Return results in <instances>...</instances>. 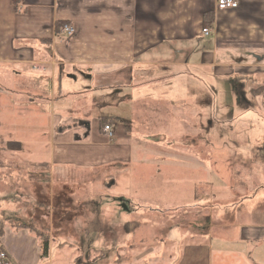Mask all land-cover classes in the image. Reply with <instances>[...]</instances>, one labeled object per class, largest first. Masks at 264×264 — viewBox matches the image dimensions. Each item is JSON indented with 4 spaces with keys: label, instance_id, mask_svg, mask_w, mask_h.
Listing matches in <instances>:
<instances>
[{
    "label": "crops",
    "instance_id": "obj_1",
    "mask_svg": "<svg viewBox=\"0 0 264 264\" xmlns=\"http://www.w3.org/2000/svg\"><path fill=\"white\" fill-rule=\"evenodd\" d=\"M61 21L74 28L71 38L56 34ZM227 81L238 99L233 120L244 119V129L258 127L264 119V0H239L228 11H217L216 0H0V177L9 192L0 200L7 224L2 264H76L75 244L64 245L59 232L71 227L77 240L100 207L115 210L124 226H138L142 209L150 216L154 203L163 206L162 216L190 207L209 211L207 224L194 225L198 236L168 221V245L155 250L166 261L264 264V170L259 186L234 194L228 204L219 169L207 174L199 165L204 131L207 147L212 128H220L216 106L225 101ZM203 91L211 94L208 106ZM100 119L108 121L112 139ZM257 140L256 152L264 134ZM230 175L233 188L235 179L256 173ZM94 179L102 182L106 202H66V187L92 186ZM153 179L168 183L164 196L146 191ZM31 187L33 198H25ZM39 191L49 199L39 202ZM189 197L197 203L187 204ZM13 223L48 226L47 256L41 257L40 236Z\"/></svg>",
    "mask_w": 264,
    "mask_h": 264
},
{
    "label": "rangeland",
    "instance_id": "obj_2",
    "mask_svg": "<svg viewBox=\"0 0 264 264\" xmlns=\"http://www.w3.org/2000/svg\"><path fill=\"white\" fill-rule=\"evenodd\" d=\"M64 38L66 39L67 37ZM64 38L62 37L61 39L64 40ZM63 70L64 79L67 80V68L65 67ZM235 80V78H232V81ZM205 86L207 90L211 91L210 93L214 92V94L216 95V89H212L210 84L205 83ZM232 87L233 84L231 82L227 81L226 83H222L225 101H223L222 106H216V123L220 128H212V130L210 131L211 145L207 147H205V143L203 142V140L206 138V131H204L205 136L201 141V150L204 148V152L200 153L202 159H200L199 162V165L208 171L206 172L207 174L210 173L209 171H211V173H214L213 169L216 168L217 170L219 169L221 175L224 176V178L220 179V182L223 186H225L224 190H226L228 193L229 198L226 200L228 204L231 203L228 200L230 199V197H234V194H244L246 190L248 191L247 193L250 194L253 191V188L259 186L263 182V179L259 178L257 175L264 170V165L261 164L257 159V154H261V152H256L257 150H255V148L258 147L257 145L259 143L257 137L259 136V134H264V119L260 122V125L258 127L254 124L251 129H244V127L239 126V123L242 125L244 119H240L239 123L233 120V108L237 109L236 104L238 103V99L237 97L236 99L231 97V90H233ZM190 89V91H196V89L193 87H191ZM198 92L201 93L202 91L200 90L193 93L194 95H197ZM203 93L204 99L202 101V105L208 106L212 102L211 94L204 91ZM262 101L264 105L263 97ZM245 104L246 102H243L242 104H240V106L244 108ZM240 106L238 108H241ZM252 107L256 108L255 105H252ZM163 149L165 148L163 147ZM214 151L215 155L212 154L214 153ZM210 153L214 157L216 156L215 160H213L212 162H210L209 160L210 158L208 154ZM2 155L0 151V157ZM240 158L243 161H241ZM241 170H251L252 172L256 173V176H253L249 180L247 178L235 179L236 185L232 188V175L230 174L233 171ZM3 179V177H0V200L2 201L4 199L3 197H5L6 195L9 196V192L7 193V190L3 187ZM207 181L211 186L212 180L208 178ZM32 182H34V180H32ZM246 182L247 184L245 188L244 183ZM167 184L168 183L159 184L157 182H154L153 179L151 185H147L148 189L146 191L149 193H154L157 196H160L159 193L162 191V196H164V191L166 192ZM172 184L176 186L175 181H173ZM87 185L88 184H83L82 186H80L79 184H77L72 187H66L64 193L66 202L69 203L76 201V203H83L86 200H90V198H92V201L94 203L103 204V202L107 201V196L102 192V182L99 181V179H94L92 186ZM154 185H158L159 187L155 188ZM182 187L184 188L183 185ZM31 189L33 188L31 187ZM188 191L190 192V188L188 189ZM33 192L34 189L32 191L30 190V188L29 190H25V198H28V196H30L29 199L31 197L33 198ZM37 196V200L39 202H44L47 197L49 199L50 195L46 194V192L44 193L43 191H41ZM203 198L204 197L202 196V199ZM183 203L185 202L183 201ZM193 203H197V201H195V198L192 199L189 197L187 204ZM145 204L147 205V207L151 206L149 201H146ZM154 205L155 206H151L155 209L152 210L150 216L146 215L150 213V210L142 209L141 215H144V217L140 218V225L138 226L133 225V223L124 226V222L116 218L115 210L107 211L105 209H101L100 207L98 209H93L95 216L98 217L92 223L87 222L88 233L85 234L83 231V233L78 236L79 240L78 238L77 240H73L75 238V235L72 232L71 227H67L66 229L61 231L62 233L59 232V235L66 239V242L63 243L64 245H68L71 243L75 244L72 255H74L73 259L75 260L76 264H139L140 259V264H175L173 260L166 261V259L163 258V252L157 254L155 252V250L164 251L166 249V246L168 245V242L166 241L167 238L165 236L167 230L170 228L168 221L170 219H173V221H175L174 226L179 225L182 230L186 231L187 233H192L191 236H198V234H196V230H194V225L196 222H201L202 225L207 224L209 219V211L206 210L204 211V213H202L201 211L196 212L194 210L195 207H190L191 210L180 209L182 215L178 214V216H176L175 214H169L162 216L159 213L163 211V206H161V204L159 203H154ZM1 207L2 205L0 204V208ZM102 213L108 215V217H105V219L101 218ZM219 219L217 218V222H223ZM33 227L35 228L38 236H40L42 239H47V237L49 236L48 226L33 225ZM45 227H47L48 229L47 233H45L43 230L45 229ZM81 229H84V227L82 226ZM129 230L135 231L134 233H130L132 231ZM216 232H222V230L216 229ZM207 236L208 234L206 233L205 239L207 238ZM42 239L40 240L42 241ZM155 256H157V259H154ZM134 257L139 258L135 259Z\"/></svg>",
    "mask_w": 264,
    "mask_h": 264
},
{
    "label": "built area",
    "instance_id": "obj_3",
    "mask_svg": "<svg viewBox=\"0 0 264 264\" xmlns=\"http://www.w3.org/2000/svg\"><path fill=\"white\" fill-rule=\"evenodd\" d=\"M239 7V0H216V10L217 11H228L235 10ZM74 28L70 24H65L59 31V35L63 37L71 38L74 35ZM203 35H209V30L204 28L202 30ZM103 132L107 136L108 139H112L114 137V132L109 124L104 125ZM6 255L0 252V264L4 262Z\"/></svg>",
    "mask_w": 264,
    "mask_h": 264
},
{
    "label": "trees",
    "instance_id": "obj_4",
    "mask_svg": "<svg viewBox=\"0 0 264 264\" xmlns=\"http://www.w3.org/2000/svg\"><path fill=\"white\" fill-rule=\"evenodd\" d=\"M208 22L210 24V20H206L205 25H207ZM65 24H68V23L62 22V21L55 23V31H56V34L59 33L60 29ZM107 123H108V121H106L104 119H100V121H99V125H100V127L102 126V129H103L104 125H106ZM258 152H261L260 159L263 160V162H264V144L260 148H258ZM6 226H7V224L0 217V239L3 236V234H4V229H5ZM9 226L12 227V228H14V229H25V230H28L31 233H36V230L33 227V225H28V224H24V223L23 224L22 223H13V224H11ZM43 230H44L45 233L48 232L47 227H45V229H43ZM48 244H49L48 239H45V238L42 239V241H41V248H40V252H41V257L42 258H44L45 256H47Z\"/></svg>",
    "mask_w": 264,
    "mask_h": 264
},
{
    "label": "bare ground",
    "instance_id": "obj_5",
    "mask_svg": "<svg viewBox=\"0 0 264 264\" xmlns=\"http://www.w3.org/2000/svg\"><path fill=\"white\" fill-rule=\"evenodd\" d=\"M208 29V28H207ZM210 32V31H209ZM209 36V35H208ZM41 66H43V65H41ZM105 134V133H104Z\"/></svg>",
    "mask_w": 264,
    "mask_h": 264
}]
</instances>
